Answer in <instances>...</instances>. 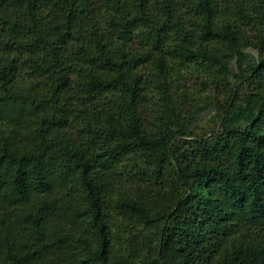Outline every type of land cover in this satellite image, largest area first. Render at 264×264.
<instances>
[{
    "label": "trees",
    "instance_id": "obj_1",
    "mask_svg": "<svg viewBox=\"0 0 264 264\" xmlns=\"http://www.w3.org/2000/svg\"><path fill=\"white\" fill-rule=\"evenodd\" d=\"M0 264H264V0H0Z\"/></svg>",
    "mask_w": 264,
    "mask_h": 264
},
{
    "label": "rangeland",
    "instance_id": "obj_2",
    "mask_svg": "<svg viewBox=\"0 0 264 264\" xmlns=\"http://www.w3.org/2000/svg\"><path fill=\"white\" fill-rule=\"evenodd\" d=\"M208 115H204L203 116V119L201 120V124L204 126V129L209 131L208 128H210L212 125L206 123V118H207Z\"/></svg>",
    "mask_w": 264,
    "mask_h": 264
}]
</instances>
